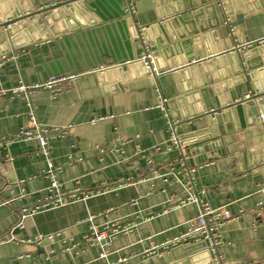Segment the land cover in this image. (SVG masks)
Wrapping results in <instances>:
<instances>
[{
  "label": "crops",
  "instance_id": "obj_1",
  "mask_svg": "<svg viewBox=\"0 0 264 264\" xmlns=\"http://www.w3.org/2000/svg\"><path fill=\"white\" fill-rule=\"evenodd\" d=\"M63 1L22 3L40 11ZM235 1L237 7L259 6L243 15L238 34L227 15L231 0H81L90 16H64L61 33L54 34L60 22L50 30V17L40 14L46 37L14 47L8 35L0 36V56H6L0 63V140L15 135L30 109L42 126H67L66 134L49 140V155L36 138L0 145V264H109L121 257L124 264H209L212 253L202 241L160 246L184 233L198 212L197 202L176 204L187 195L186 181L176 174L181 156L153 160L172 148L170 123L179 140L204 138L192 149L221 142L183 156L194 167L193 195L234 216L219 228L224 264H264V210L256 213L264 160L254 142L261 131L249 126L260 119L219 103L228 102L230 93L237 102L256 88L264 92V52L258 51L264 42L256 41L264 37V0ZM63 20L83 25L63 31ZM135 21L144 27L141 39L133 34ZM227 40L230 50L222 48ZM248 41L254 42L243 47ZM4 45L9 49L2 53ZM146 50L150 58L140 59ZM231 51L238 60L227 58ZM121 62V78L101 84L99 72ZM172 73V86L181 92L176 96L159 79ZM71 74L57 95L43 88L28 98L10 92L20 83ZM203 107L211 113V127L207 114L173 116ZM216 113L223 115L221 124ZM212 127L225 133L206 139ZM49 163L57 168L54 176ZM53 179L75 194L32 212ZM112 223L132 227L104 246L89 238L92 225Z\"/></svg>",
  "mask_w": 264,
  "mask_h": 264
},
{
  "label": "built area",
  "instance_id": "obj_2",
  "mask_svg": "<svg viewBox=\"0 0 264 264\" xmlns=\"http://www.w3.org/2000/svg\"><path fill=\"white\" fill-rule=\"evenodd\" d=\"M134 26L136 28L135 37L141 39V30H144V27H141L135 21ZM258 43L264 42V37L256 40ZM254 42V41H253ZM252 41H248L243 45L250 46L253 44ZM239 46V45H238ZM147 49V48H146ZM240 49V47H237ZM5 54L0 56V63L5 59ZM140 59H149L150 55L147 50L144 54L139 57ZM126 63H129L128 61ZM75 76L73 74L66 75L65 77H57L50 76L45 83H35L30 86L25 83H20L18 86L13 87L11 89V94H22L24 98H28L30 94L40 88L49 90L53 95H57L64 87L66 80L73 79ZM252 95L247 94L245 99H249ZM258 118L261 120L263 118L262 114H258ZM171 122V121H170ZM173 124L170 123V141L174 148L179 150L180 158V167L176 170V174H180L185 182L187 195L183 198H180L176 204L177 205H186L190 202L198 203V212L196 216L191 219L187 224V230L184 233H181L177 236L172 237V239L166 240L160 244L163 248H170L173 245H189L193 240H199L204 243V249L208 250L212 253V259L209 264H224V260L222 254L220 252L219 245L221 244V237L219 228L227 221L231 220L234 216L228 211H221L219 208L212 207L208 202H202L199 198L193 195V181L191 173L194 170L192 165L186 164L185 158L183 156V147L179 146V139L173 130ZM66 127L59 126H42L32 109L29 110L28 119L20 126L15 135L4 139V142L0 140V145L10 144L15 142L16 140H30L32 138H36L39 140V143L42 147V151L45 155H49V140L55 136H63L66 134ZM172 148H169V151ZM48 173L55 175V171L57 170L51 163L48 164ZM48 196L45 198L41 204L36 205L32 212L39 210L41 208L49 207V206H57L63 204L65 199L68 197H72L75 194L76 189H68L67 191L63 190L61 185L53 179L50 183V188L48 190ZM260 198L257 201V214H262L264 210V185L259 188ZM90 221L93 220L90 216L88 217ZM132 227V224H119L112 223L105 225L103 229H97L96 226L92 225L90 232L88 234L90 239L100 243L102 246L104 244L110 243L111 239L120 232L128 231ZM152 248H155L153 246ZM105 254H101L103 257ZM126 258L121 257V259H117L116 261H111L109 264H124Z\"/></svg>",
  "mask_w": 264,
  "mask_h": 264
},
{
  "label": "water",
  "instance_id": "obj_3",
  "mask_svg": "<svg viewBox=\"0 0 264 264\" xmlns=\"http://www.w3.org/2000/svg\"><path fill=\"white\" fill-rule=\"evenodd\" d=\"M133 3H137L139 0H131ZM167 1V0H166ZM4 4V5H3ZM66 4H69L68 7H65ZM231 7H228L227 15L230 18V25H232L234 28L236 27L237 34H238V24L242 21L243 15L249 12H252L255 8H259L257 5L252 6H245L244 7H237L236 1L231 0ZM85 9H84V8ZM166 7V6H165ZM53 9V10H52ZM26 11V12H25ZM169 13V11H167ZM26 13V14H23ZM87 14L90 16L89 9L87 8L86 4H83L81 0H66L63 2H60L58 4H55L53 6L46 7V9H41L40 11H30V7L26 3H22V0H0V36L3 37V35L9 36V41L11 45L14 47H19L22 45H25L26 43L40 40V38L46 37V34L43 33V31L46 29V22L44 19L40 16V14L44 15V18L48 15L51 19V24L49 26L50 30H53V27H55L57 22H60L59 24V30L54 31V34L61 33V19L65 16L67 19H70L71 17H76L78 14ZM160 14V13H158ZM94 21V20H93ZM83 25V22L77 21L76 25H72L71 23H67L63 20V31L66 28L69 27H76ZM40 30V32H38ZM42 30V31H41ZM133 34L136 32V28H133ZM42 32V33H41ZM232 47V43L227 40V43L222 46L223 49L230 50ZM2 53H5L8 51L9 48H7V45H4L2 48ZM258 51L260 53L264 52V46L259 47ZM246 57V56H244ZM224 58V56H223ZM227 58L231 60H238L237 54L235 51L228 52ZM246 63L250 65V60L247 58ZM139 63L141 66H145V62L137 60L135 61V64ZM122 64H125L124 62H121L120 64L116 65L115 67H109L105 69L104 71L99 72L98 74V80L101 84H105L107 79L114 81L116 79L121 78V75L123 74V67ZM155 66L157 69L160 68V64L157 62L155 63ZM127 70H131L133 68V64L130 62L126 65ZM147 72H149L148 69H146ZM230 74V72L228 71ZM131 77H134V73L130 75ZM172 76H176L175 73H172L171 75H166L164 77H160V82L164 86L165 82L170 83L171 85V95L176 96L177 93H181L180 90L177 92L175 88H173L172 83ZM108 77V78H107ZM74 83L77 82V78L72 80ZM205 84V82H203ZM214 91H217L218 86L217 84L213 85L212 87ZM186 89V88H185ZM186 90H189L187 88ZM167 93V92H166ZM165 93V94H166ZM167 97L170 95H166ZM182 101H184V98H180ZM177 100V101H180ZM237 99L236 95L233 93H230V98L228 99V102H225L224 100H220V106L225 107L227 109L232 108L239 116L242 115V110L244 111H250L254 116L259 113L262 114L263 118L260 120V122L257 124L256 120L254 119L253 123L249 126H255L256 125V132L261 131L260 135L255 136V150H258L262 153V160H264V92L262 90H259L258 88L255 89L254 95L251 96L249 99H242L241 101L235 102ZM170 103V102H169ZM227 103V104H226ZM210 106L209 104L207 107ZM216 109V105H213ZM181 112V111H180ZM207 114L208 116V125L211 127L213 125V121L211 119V113L206 112V108L203 107V109H198L197 113L188 114L187 112L184 113V110L180 115H176L173 113L174 117L180 116L184 120H186L189 117H194L196 115H203ZM191 115V116H190ZM222 116L218 115L216 113L214 115V119L216 123L221 124ZM221 133L224 134L225 132L221 130ZM218 132V130L213 129L211 130V133H208L205 138H212L214 136H218L221 134ZM258 133V132H257ZM204 139V138H202ZM202 139H197L195 137H188L187 139H180L179 140V146L184 147V154L186 155H194L197 153H202L206 150H209L212 147H217V145H221V142L218 141L216 143L212 142L210 144H204L201 148H191L189 145H194L201 141ZM182 153V154H183ZM179 154V150L174 148L172 146V149L169 152H165L162 154H157L153 156V160L156 161H164L170 157L177 156ZM166 259L170 261V257L166 256Z\"/></svg>",
  "mask_w": 264,
  "mask_h": 264
}]
</instances>
